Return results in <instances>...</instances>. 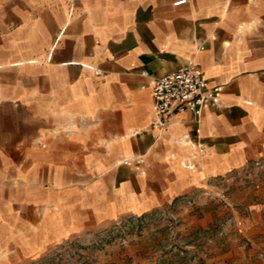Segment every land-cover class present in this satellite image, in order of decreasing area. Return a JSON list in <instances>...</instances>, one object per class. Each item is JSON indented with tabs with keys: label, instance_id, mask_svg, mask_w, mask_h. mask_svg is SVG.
<instances>
[{
	"label": "crops",
	"instance_id": "obj_1",
	"mask_svg": "<svg viewBox=\"0 0 264 264\" xmlns=\"http://www.w3.org/2000/svg\"><path fill=\"white\" fill-rule=\"evenodd\" d=\"M175 1L0 0V235L40 253L264 160V0ZM189 61L220 106L154 124ZM236 217L264 231V183Z\"/></svg>",
	"mask_w": 264,
	"mask_h": 264
},
{
	"label": "rangeland",
	"instance_id": "obj_2",
	"mask_svg": "<svg viewBox=\"0 0 264 264\" xmlns=\"http://www.w3.org/2000/svg\"><path fill=\"white\" fill-rule=\"evenodd\" d=\"M263 181L264 164L235 169L176 202L124 215L40 253L4 233L0 264H264V231L251 238L236 217L247 214Z\"/></svg>",
	"mask_w": 264,
	"mask_h": 264
},
{
	"label": "built area",
	"instance_id": "obj_3",
	"mask_svg": "<svg viewBox=\"0 0 264 264\" xmlns=\"http://www.w3.org/2000/svg\"><path fill=\"white\" fill-rule=\"evenodd\" d=\"M186 0H177L180 4ZM101 73V70L98 69ZM221 86H210L201 67L193 61L179 65L175 70L157 77L152 83L154 98V124L164 126L170 114L178 110H190L199 117L202 111L211 106L221 104ZM190 143H192L190 141ZM194 156L201 157L205 148L201 144L192 143ZM135 164L143 162V156L132 158ZM256 165H263L264 160H257Z\"/></svg>",
	"mask_w": 264,
	"mask_h": 264
}]
</instances>
